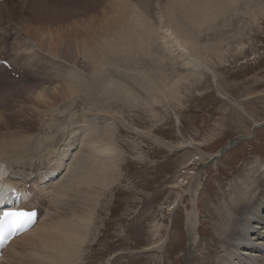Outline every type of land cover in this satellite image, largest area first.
Returning <instances> with one entry per match:
<instances>
[{
	"label": "rangeland",
	"instance_id": "rangeland-1",
	"mask_svg": "<svg viewBox=\"0 0 264 264\" xmlns=\"http://www.w3.org/2000/svg\"><path fill=\"white\" fill-rule=\"evenodd\" d=\"M50 1V5L60 7L58 12L61 14L58 18L62 17V10L69 19L71 17L66 25L69 33L64 32L67 35L60 33L65 29L54 26L53 18L48 20L50 22L41 21L43 24L41 32L36 23L30 24L26 31L33 35L27 38L32 40V46L39 51L42 63L48 69L51 68L52 62L62 67L58 77L53 75L48 80L53 84L50 88H56L58 85L61 86L62 81H58L59 78L67 70H72L70 68L72 64L60 61L70 59L71 62L84 63L85 59L81 56V50L85 51L84 40L88 39L89 42L90 37L100 35L103 33L101 30L108 27L109 23L104 20L105 17L106 19L110 17L111 14L108 12L112 8L110 10L109 8L115 1L101 2L99 12L94 14H88V9L80 7L81 5L88 7L83 2L85 0ZM245 3L243 7L233 12L234 15L229 22L221 19L223 21L222 23L219 21L220 25L215 23L217 27L214 24L212 26L206 24L201 28L205 31L197 34V44L203 49L198 60L210 70L201 68L200 71L193 72L186 62L187 59L190 62L194 54L188 52L184 60L174 52L175 44H171L173 53L169 52L170 54L166 55L170 61L164 58L167 60L165 64L163 63L165 70L172 75L173 81L181 76L184 78L179 90H174L175 94L170 92L167 94L168 91L162 89L161 96L159 91L151 96L147 90L145 91L146 87H140L137 82L131 80L127 82L128 72L138 73L142 70L154 73L152 75L158 79L159 73L155 70V63H148L145 59L140 61L138 57L137 60L127 58V62L125 59L123 62L121 58V63H118L119 61H116L117 64L112 63L114 68L122 66L116 72L123 75L125 83L128 84L127 88L143 101L138 103L131 101L129 104L120 100L113 103L107 101V109L102 116L94 109V105L88 102L89 96L81 99L72 95L73 97L59 101L58 106H54L53 113L46 109L42 115L44 117L42 123L35 118L27 121L21 112L17 111L20 108L18 101L22 99L20 95L22 84H27L31 78L29 79L26 71L12 67H10L12 70L6 68L1 73L0 80L8 81L14 93L13 97L8 96L0 106L2 139H7V134L17 131L15 121L22 123L27 121L26 127L18 131V134L21 133L20 137H25L26 141L34 136L30 141H33V146L29 150L26 149L27 153L35 165L39 164L38 169L45 164H49L48 169L60 168V173L55 177L56 182H60L67 175L71 162L75 165L74 157L82 145L89 151H86L85 155L91 160L87 158L80 163L83 165L91 161L88 163L89 166L85 165L87 168L82 165L78 168L72 166L74 171H78L76 176L79 174L82 176L76 177L79 186L77 185L74 192V196L77 197L75 200L79 202L81 199L88 205L86 214L88 213L90 218L89 237L83 253L86 254L80 264H183L185 254L193 240L191 238L189 240L186 215L188 211L196 213L197 200H194V195L198 199L200 197L201 207L207 212L201 211L199 206L201 214L197 219L203 224L196 226L198 243L192 249L193 258L188 264H214L218 255L220 256L223 250L222 242L220 239V243H217L215 235L221 231V227L214 228L211 215L218 207L223 208L220 205L224 202V195L236 193L228 188L231 180L250 175L244 172L241 176L243 166L250 170L261 161L263 165L260 166H264V0H248ZM81 12H85V17H82ZM77 13L78 15H75ZM73 25H76L75 28L78 30H73ZM207 31L209 32L206 34ZM10 42L12 40L8 43ZM35 43L39 44L38 47L42 50ZM92 43L88 46H93ZM72 48L75 54L71 51ZM32 51L27 48V51L19 53L27 55ZM71 55L73 56L70 57ZM1 57L8 60L7 51L2 53ZM129 62L130 64L134 62L132 65L135 68L131 67ZM138 68L142 70H137ZM24 79L29 80L22 83ZM158 86L163 88V83L159 82ZM26 96L24 92V99ZM71 118L75 125L70 126ZM8 123L10 128H7ZM27 126L31 127L30 130ZM66 127H71L70 131H65ZM86 133L90 134L88 138H85ZM69 140H76L74 148L76 152L72 151V156L64 161L63 167L61 155L68 148ZM20 153L11 156V161L18 157L22 163L28 161L30 156H20ZM215 155L218 156L213 157ZM105 162L107 170L105 168L101 170L98 179L96 175L98 166L102 168ZM256 174L257 172H254V175ZM36 175L32 174L27 180L36 183ZM51 182L52 180L46 185L51 186ZM68 183L65 181V186H70ZM55 187L48 193L49 202L56 193ZM27 188L31 189V184ZM68 194L67 192L66 195ZM192 201L196 202L193 203V207L190 204ZM34 206L38 207L43 218L52 210L49 207L50 203H44L42 207ZM56 211L57 209L53 213ZM201 234L204 239L207 235L206 242L201 239ZM26 244V241L18 242L14 251L22 252V247ZM217 249L220 252L217 251L219 253L215 258L212 254L206 257L207 251L213 253Z\"/></svg>",
	"mask_w": 264,
	"mask_h": 264
},
{
	"label": "bare ground",
	"instance_id": "bare-ground-1",
	"mask_svg": "<svg viewBox=\"0 0 264 264\" xmlns=\"http://www.w3.org/2000/svg\"><path fill=\"white\" fill-rule=\"evenodd\" d=\"M104 1L106 0H85L83 2L87 4L88 7H86V5L79 6L85 8V10L88 9V14H94L99 12L101 2ZM114 1V3H112L111 7L109 8V10L111 8L112 10L110 12L107 11L111 14L109 15L111 18L108 17L110 21L102 15L105 17V20H103L106 21V23H109L108 27L104 30H101L103 33L100 35L93 36L92 38L87 35L90 37L89 42L88 39L86 40L84 38L86 41L83 39V45L86 52L82 48L83 50H81V56L85 59L84 63H78L75 60V62H71L70 59L65 62L60 61V63L67 62L72 64V66H70L72 70H67V72L65 70L66 73H64V75L59 78L60 80H58L62 81L60 82L61 86L58 85L59 87L56 88H50V86L53 84L52 82H48V80L53 75L58 77V73L62 67L56 62H52L51 68L48 69L47 66L42 63L43 60L38 53L39 51L32 46V40L29 39L30 36L32 37L33 35L28 33L26 30L29 29L30 24L36 23V25L39 26L38 28L41 32V28H43L41 21L50 22L48 20L53 18L52 22L54 26L64 28L65 30L61 29L63 31L60 33L67 35L64 32L69 33L70 31L66 28V25L69 23L68 20H70L71 17L69 19V17L66 15V12L63 13L62 10V17L58 18V15L61 14L60 11L58 12L60 7L58 5H50V0L0 1V60H5L1 57V54L7 51L8 62L10 65L15 69L26 71L29 79L31 78V81L29 82V79H24L22 82L28 83L22 84L20 89V95L23 100L20 99V102L18 101V107L20 108L17 111V113L21 112L27 121H31L32 118H35L42 123L44 120L42 115L45 114L44 112L46 109L53 113V108L54 106H58L57 103H59V101H63L64 99L73 96L81 97V99L87 98L89 96L88 102L91 103V105H94V109L97 111V113L99 112L98 114L101 116L104 112H106L107 101L113 103L116 100H120L126 104H129L131 101L134 103L141 102L142 99H140V97L127 88V83H125V78H123V75L121 73L118 75V71L116 72V70L118 68H122V66H115L116 69L112 67V63L117 64L116 61L121 63V58L122 61L123 59L126 61L127 58H132L135 60L136 57H138V60L140 59V61L141 59H145V61L148 63H155V70H157L159 73L157 76L158 79H156V77L152 75L154 73L150 74L144 71L146 73L145 77L141 68L137 69L142 70L138 72L139 74L136 72L129 73L127 71V82L131 80L132 82H137V85H140V87H146L145 91L147 90V93L149 92L151 96L157 91L160 92L161 96L163 93L162 89L168 91L166 92L167 94L169 92L175 94V91L179 90L180 86L182 85L184 78L181 76L176 81H173L172 75L168 74V71L165 70L164 64L167 60L170 61L166 55L169 52L171 54L173 53V49L170 47L171 44H175L176 51L174 52H177V56L180 55L179 57L182 59L185 58V55L188 52L194 54L195 57L193 56L192 59H190V62L189 59H187L188 62H186L193 72H198L201 70V68L210 70L205 65H202L203 63L201 64L198 60L199 57H201L200 54L202 53L203 49L197 44V34L200 31H205L204 29V31H202L201 28H204L206 24H211V26L214 24L216 26L215 23L219 24L221 19H226V22H229L234 15L233 12L235 13L237 8H240L241 6L243 7L244 3H247L248 0ZM72 7H70V9ZM72 9L74 10V7ZM79 10L77 12L80 14V11L83 10ZM101 13L105 14L103 11ZM75 15H78V13ZM81 15L82 17H85V12H81ZM44 16H46L45 19H42ZM40 17L42 18L40 19ZM88 17L90 16L88 15ZM75 26L76 25H73V30H78L75 28ZM222 31L223 30H221V32ZM208 32L209 31L205 33L207 34ZM72 37L73 36H70V38ZM11 40L12 42L8 43ZM199 40H201V38ZM91 43L93 46H88V44ZM160 43H162V45H160ZM35 44L38 47L39 44ZM27 48L33 51L28 54L26 52L27 55H25L23 52L19 53V51H27ZM71 51H73L75 54L74 48H72ZM83 54H86V56H83ZM72 56L73 55L70 57ZM117 56L120 59L116 58ZM61 57L62 56H58V58ZM51 60L53 61V59ZM132 64H130L131 67L133 66ZM161 64H163V67H161ZM135 66H137V64ZM139 66L140 65H138V67ZM146 70L148 71V69ZM45 82L48 83L45 84ZM159 82L161 84L163 83V88L158 86ZM29 84L32 85L29 86ZM24 92L27 94L25 99L23 97ZM13 95L14 93L11 90L9 82L0 80V106L4 104V101L8 98V96L10 98L13 97ZM42 109L43 111H40ZM27 121H24V123L21 121H13L14 126L16 125L17 131L14 133H9L7 131L10 134H7V139H2L1 137L3 136H0V139H2L0 140V176L3 175V180L0 181V187L5 189L2 193V196L7 195V189L17 188L20 190V192L31 198H26L27 203H25V206L28 210H35L38 208L34 205H39L42 207L44 203H50L49 207H51L52 210H49L45 218H43L41 215L37 225L32 230L10 243L0 264H80L82 257L85 258L84 255L86 253L83 254L84 245L87 243V239L89 237L90 224V218L87 215L88 213L86 214L88 205H86L81 199H79V202H77L75 200L77 197L74 196V192H76L78 185V179H76V177H80L81 174L76 176L78 171H74L72 168L74 163L72 164V162L71 167L69 166L67 175H65L64 178L60 180V182H56L55 180V177L61 171L60 168L50 167L51 169H48L47 166L49 164H45L43 167L41 165V169H38L37 165L39 164L35 165L32 157L27 153L26 150L27 148L29 150L33 146V141H30L34 136L30 137L29 140L26 141L24 140L25 137H20L21 133L18 134L20 129L26 127L25 125ZM53 123L55 122L53 121ZM72 125H75V121L71 118L70 126ZM12 126L11 128H13ZM4 127L6 128L5 125ZM27 127L28 130H30L31 127ZM7 128H10L9 123ZM70 129L71 127L64 128L65 131H70ZM89 135L90 134L88 133L85 138H88ZM75 141L76 140H69L67 143L68 148L61 155L63 167L65 163L64 161L72 156V151L76 147ZM86 151H88L86 150V146L82 145L80 151H78L79 153H77V155L74 157L75 160L72 158L75 161L74 167L76 166V168H78L82 160L88 158V156H86ZM36 152L38 151L36 150ZM74 152H76V150H74ZM16 153H20V156H30L31 158L29 157L28 161L24 163H22L23 161L20 162L18 159L19 157L15 159L16 162L14 160L11 161V156ZM95 153L96 152H94V154ZM217 156L218 155H215L213 157ZM88 159H90V157ZM90 162L91 161L88 163L90 164ZM261 162H259L257 166L251 168L250 170L248 167L243 166L241 169V176L244 172H247V174L250 173V175L247 177V175L244 174L245 176L242 177V179L235 178L231 180L228 188L233 189V191L236 193L224 195V202L222 205H220L223 206V208L220 209L218 207V210L216 211L217 214L215 211H213L211 215L214 228L219 229V227H221V231H218L219 233L215 235V238L217 243H220L221 239L223 247L221 252L218 249L213 253L208 251L206 252V257H209L212 254L214 258L220 252V256L218 255L217 259L213 262L214 264H264V166H260L263 165ZM87 164L81 165L84 166V168H87L89 166V164L88 166H85ZM81 165L80 167H82ZM102 166V168L100 165L98 166L99 169L96 174L98 179L99 173L106 167V162L103 163ZM105 169L107 170V168ZM254 172H257V174L254 175ZM34 173L37 174L35 177L36 183L33 180H27ZM6 174H9V176L5 180L4 178ZM237 177L240 178L239 176ZM66 178L69 179L66 180ZM50 180H52L51 186L46 185V183ZM65 181L69 182L68 184H70V186H65ZM99 181L101 182V180ZM29 184H31V189L27 188ZM225 184H227V182H225ZM52 187L56 188V193L53 197H51L53 200L49 202L47 198ZM67 192L69 193L68 195H66ZM225 193L226 192H224V194ZM194 200H197V205L195 204L196 213L188 211L186 215V224L189 231L188 234L190 235V237H188L189 240L190 238L191 240L193 239L190 242L192 245H190L189 254H192L191 250L194 249V246L198 243L196 241L198 236L196 226L203 224L200 222V220L198 222L197 219L201 214L199 210V206H202L200 197L198 199V197L194 195ZM193 203L196 202L192 201L190 203L192 207ZM56 209L57 211L54 214L53 212ZM201 211L207 212L204 207H201ZM217 218L223 219L218 220ZM200 237L202 240H204L203 242L207 241V235H205V239L203 238L202 234ZM209 239L211 240V236ZM21 241L27 242V244L22 247L23 251H14L18 242ZM215 244L216 243H214V245ZM208 250L210 251L211 249L209 248ZM190 258L192 259L193 256L191 255Z\"/></svg>",
	"mask_w": 264,
	"mask_h": 264
},
{
	"label": "snow or ice",
	"instance_id": "snow-or-ice-1",
	"mask_svg": "<svg viewBox=\"0 0 264 264\" xmlns=\"http://www.w3.org/2000/svg\"><path fill=\"white\" fill-rule=\"evenodd\" d=\"M34 216L35 213L31 211H4L0 215V231H3L5 228L9 232L22 230L25 225L32 221Z\"/></svg>",
	"mask_w": 264,
	"mask_h": 264
},
{
	"label": "water",
	"instance_id": "water-1",
	"mask_svg": "<svg viewBox=\"0 0 264 264\" xmlns=\"http://www.w3.org/2000/svg\"><path fill=\"white\" fill-rule=\"evenodd\" d=\"M189 250H190V245H189L188 250L186 252V255H185L184 259H183V264H188L190 262V260H191L190 256L192 254H189ZM191 252H192V250H191Z\"/></svg>",
	"mask_w": 264,
	"mask_h": 264
}]
</instances>
